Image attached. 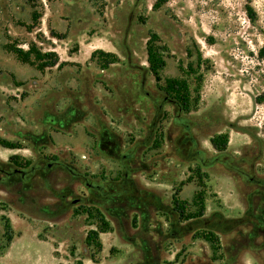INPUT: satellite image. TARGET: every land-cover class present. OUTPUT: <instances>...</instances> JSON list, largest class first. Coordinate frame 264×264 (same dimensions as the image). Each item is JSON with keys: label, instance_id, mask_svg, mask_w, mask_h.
Listing matches in <instances>:
<instances>
[{"label": "rangeland", "instance_id": "rangeland-1", "mask_svg": "<svg viewBox=\"0 0 264 264\" xmlns=\"http://www.w3.org/2000/svg\"><path fill=\"white\" fill-rule=\"evenodd\" d=\"M0 142V264H264V0H0Z\"/></svg>", "mask_w": 264, "mask_h": 264}, {"label": "trees", "instance_id": "trees-1", "mask_svg": "<svg viewBox=\"0 0 264 264\" xmlns=\"http://www.w3.org/2000/svg\"><path fill=\"white\" fill-rule=\"evenodd\" d=\"M151 39H155V36H152ZM154 41V40H151ZM152 43V42H151ZM98 55L103 57L105 60V65L112 64L115 62L114 56L110 54H104L102 52H97ZM51 57L52 62L56 63L55 55L50 54L46 55ZM147 63L149 65V71L154 76L155 80H159L158 73L163 68V61L159 57L156 48L152 44H148L147 46ZM165 90L172 94V98L177 102V104L180 106L181 110L184 112L189 111V102L187 97V89L183 82L179 81H171L166 80L165 81ZM0 145L5 148L12 147L10 144L6 142H0ZM212 147L217 151H223L226 146V137L225 136H217L211 140ZM105 225V224H104ZM100 232H104V230H101ZM98 232L96 231H90L87 233L85 242L87 245H90L91 241H94V247L97 251L100 250L101 246L97 240ZM6 240L7 242L11 241L12 238V232L9 228V226H6Z\"/></svg>", "mask_w": 264, "mask_h": 264}, {"label": "water", "instance_id": "water-1", "mask_svg": "<svg viewBox=\"0 0 264 264\" xmlns=\"http://www.w3.org/2000/svg\"><path fill=\"white\" fill-rule=\"evenodd\" d=\"M74 203V202H73Z\"/></svg>", "mask_w": 264, "mask_h": 264}]
</instances>
